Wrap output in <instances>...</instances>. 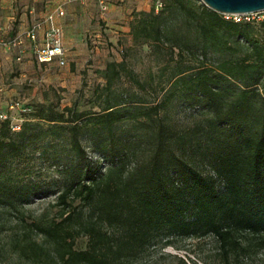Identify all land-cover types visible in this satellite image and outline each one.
I'll list each match as a JSON object with an SVG mask.
<instances>
[{
    "label": "trees",
    "instance_id": "trees-1",
    "mask_svg": "<svg viewBox=\"0 0 264 264\" xmlns=\"http://www.w3.org/2000/svg\"><path fill=\"white\" fill-rule=\"evenodd\" d=\"M168 7L179 8L191 22L203 49L206 45L226 48L231 37L248 46L239 59L201 64L189 80L202 107L224 128L225 144L211 157V175H203L186 162L170 171L171 159L161 140L148 162L140 166L125 169V155H119L123 148L112 151L116 161L103 171L81 165L55 195L59 220L38 218L13 242L17 253L29 261L125 264L154 239L167 243L173 237H212L215 252L226 264L264 253V108L254 114L252 107L254 102L264 106V19L233 22L202 4L193 7L191 0H167L158 12ZM141 14L149 16V23L137 17L130 28H137L143 37L152 34L156 40L165 28L159 15L151 9ZM115 66L121 62L107 63L103 74L108 91ZM223 77L243 79L237 99L226 104L216 87ZM122 103L113 101L88 120L109 127L128 115L117 109ZM54 106L36 104L16 131L10 129L8 119L0 120V165L56 129L67 131L70 145L80 149L77 134L84 124L78 121L85 111ZM155 106L150 108L155 110ZM64 112L69 115L66 119ZM33 188L28 183L0 182V205L20 206L34 194ZM74 200L83 203L85 210L72 206ZM33 232L40 235L39 241L32 238ZM77 236L86 237L83 249L73 247Z\"/></svg>",
    "mask_w": 264,
    "mask_h": 264
},
{
    "label": "rangeland",
    "instance_id": "rangeland-1",
    "mask_svg": "<svg viewBox=\"0 0 264 264\" xmlns=\"http://www.w3.org/2000/svg\"><path fill=\"white\" fill-rule=\"evenodd\" d=\"M66 3L75 4L76 8L80 6L75 1ZM191 3L193 7L205 6L201 0H191ZM113 5L119 9L112 13L115 28L98 18L93 4L83 6L85 13L77 18L78 36L69 39L72 45L65 47L66 53H75L66 55V69L59 66L50 70L42 66L36 68L30 62L33 60L31 53L19 60L11 54L10 62H0V83L3 85L0 112L6 110L9 100H18L28 108L23 115L9 112L16 121L28 119V113L41 102H51L56 110L71 107L85 111L78 121L84 124L77 134L79 150L70 145L67 131L56 129L42 134L20 155L0 165L1 183H28L34 187V194L20 206L0 205V264H42L19 255L13 242L19 240L38 218L59 220L55 195L81 165H93L103 171L116 161L112 151L123 148L119 155H125V169L140 166L148 162L161 140L166 146L165 155L171 159L170 171L186 162L203 175H211V157L225 144L223 125L202 107L189 80L201 64L241 58L247 52V44L231 37L226 48L206 45L203 49L191 22L185 20L179 8L172 7L155 14L165 28L153 40L152 34L143 37L137 28H130L137 17L149 23V16L141 12L147 13L150 8L135 10L131 0H114ZM252 30L255 32L256 27ZM2 37L11 36L4 34ZM12 50L8 48L10 53ZM26 60L29 63L20 67ZM109 62H121V66L114 67L116 74L111 75L108 91L104 89L106 78L103 74ZM242 83L243 79L238 77L218 78L216 87L224 104L237 99ZM113 101L123 102L117 109L127 111L129 116L126 114L109 127L88 120L92 113ZM154 105L155 110L150 108ZM252 107L254 114L264 108L260 102L252 103ZM63 115L65 119L69 117L67 112ZM248 121L255 126L254 121ZM72 206L85 210L78 200H74ZM33 233L32 238L39 241L40 235ZM85 243V236H77L73 247L80 250ZM125 264L226 263L215 252L212 237L207 236L199 239L173 237L167 243L154 239L140 255ZM235 264H264V253L240 258Z\"/></svg>",
    "mask_w": 264,
    "mask_h": 264
},
{
    "label": "crops",
    "instance_id": "crops-1",
    "mask_svg": "<svg viewBox=\"0 0 264 264\" xmlns=\"http://www.w3.org/2000/svg\"><path fill=\"white\" fill-rule=\"evenodd\" d=\"M114 0H108V9L107 12L102 16L99 15L96 9V5L93 1L88 0L84 3L77 2L80 6L76 8L75 4L66 3L65 0H0V36H4V34L8 36H13L16 33L24 32L33 22L42 21L45 16L49 13L53 14V22L58 25L61 29V41L65 47H69L72 45L73 36L77 37V18L82 17L84 15V9L89 4H93L95 6V10L97 16L101 20H106V24L110 27H117L113 19L112 13H117L116 7L113 5ZM134 4V7L137 9H147V5L139 4L131 0ZM76 3V4H77ZM61 9V14L56 13V9ZM81 13V14H80ZM76 14L78 16H76ZM117 20V19H115ZM47 23L42 22L40 29L37 31V39L41 40L42 33L46 28ZM5 30H8L7 32ZM6 32V33H5ZM4 33V34H3ZM70 37V38H69ZM76 42V41H75ZM79 42H76V44ZM23 52L21 57L23 59L27 58L31 53L30 49V41L27 38H23ZM11 54H15L16 50L13 49L10 53L8 49L1 48L0 46V62H10ZM32 54V53H31ZM75 54L73 51L64 52V64L57 65L55 61L49 63H38L34 58L30 62L36 68L40 66L45 69L50 70L51 67L59 66L63 68H67L66 64V55ZM20 57V58H21ZM29 63L28 60L26 62H22L20 67L26 66ZM1 84V83H0ZM2 85V84H1ZM3 86V85H2ZM24 104V103H23Z\"/></svg>",
    "mask_w": 264,
    "mask_h": 264
},
{
    "label": "built area",
    "instance_id": "built-area-1",
    "mask_svg": "<svg viewBox=\"0 0 264 264\" xmlns=\"http://www.w3.org/2000/svg\"><path fill=\"white\" fill-rule=\"evenodd\" d=\"M84 3L88 0H65ZM95 3L99 15H104L108 9V0H91ZM136 3L147 5L154 13L161 10L167 0H133ZM57 14H61V9H56ZM54 14V13H53ZM53 14L49 13L42 21L33 22L24 32L16 33L10 38L4 39L0 36V46L8 49L12 47L16 50L15 59L19 60L23 52V38L30 41V49L33 58L38 63H49L55 61L57 65L64 64L65 48L61 41V29L53 22ZM223 19L231 20L233 22L259 21L264 19V9L253 12H239V13H220ZM42 22H46V28L42 33L41 40L37 39V31L40 29ZM3 92V87L0 84V95ZM6 110L0 112V120L8 119L10 129L16 131L19 128L20 121L14 120L10 115V111L26 112L28 108L18 100H9L6 103Z\"/></svg>",
    "mask_w": 264,
    "mask_h": 264
},
{
    "label": "water",
    "instance_id": "water-1",
    "mask_svg": "<svg viewBox=\"0 0 264 264\" xmlns=\"http://www.w3.org/2000/svg\"><path fill=\"white\" fill-rule=\"evenodd\" d=\"M218 13L253 12L264 9V0H201Z\"/></svg>",
    "mask_w": 264,
    "mask_h": 264
}]
</instances>
